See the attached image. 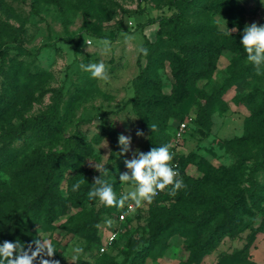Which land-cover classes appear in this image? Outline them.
Instances as JSON below:
<instances>
[{
    "label": "rangeland",
    "instance_id": "1",
    "mask_svg": "<svg viewBox=\"0 0 264 264\" xmlns=\"http://www.w3.org/2000/svg\"><path fill=\"white\" fill-rule=\"evenodd\" d=\"M169 1L0 0V20L19 28L21 39V46H17L9 33L0 30V94L12 101L9 109L0 114V133L10 127L17 128L23 120L31 121L40 113L49 111L57 92L61 90L63 93L55 121L40 125L35 131H28L21 139L0 143L1 159L7 157L15 170L24 171L22 177L15 176V170L0 175V179L7 184L0 195V224L21 212L40 185L39 176L29 166L25 169L27 165L36 164L50 151L65 150L69 138L81 137L86 153L78 150L76 142L72 146L75 160L63 162V176L58 185L62 197L69 198L72 186L77 181L89 191L93 178L100 175L96 167L108 168L110 174L106 179L117 196L133 190L130 184L119 181V174L126 171L123 161L130 158V153L119 155L118 136L121 133L131 135L132 148L145 152L152 138L161 142L165 133L169 131L172 134L178 127V120L170 119L164 131L162 118L151 117L144 107L135 108L130 103L134 96L132 80L139 74L138 48L147 38L157 51L166 49L164 31L159 24H146L149 20L159 21L163 16L172 15L175 10L169 6ZM235 1L239 4L244 26L252 22L264 24V4L261 0ZM213 11L206 16L190 17V20L196 26H215L219 32H225L226 15ZM98 33H102L103 37L97 38ZM126 36L132 39L126 40ZM105 39L111 41L110 51L106 54L100 45V41ZM84 40L91 41V44L86 46ZM99 61L108 65V84L91 78L81 68V65ZM249 64L247 56L239 52L221 53L214 72L208 79L199 80L195 89L211 94L226 86L222 99L228 104V110L212 114L209 131H202L193 121L183 136L184 140L178 142L181 145L175 149V153L183 158L193 154L194 161L206 160L214 166L231 169L234 179L215 186L229 198L235 197L237 189L248 186V168L255 162L253 154L247 155L242 149L223 143L244 133L250 114L246 106L236 105L233 98L248 93L254 87L264 90V74L226 85L232 71ZM141 67L157 81L162 94H170L174 79L169 60L144 58ZM7 75L15 78L16 82L9 83ZM142 91L145 95L153 94L150 85L143 86ZM189 108V113L195 112L194 107L189 105ZM151 124L157 126L156 131L151 132ZM138 129L144 132L143 137L136 136ZM186 173L193 181L202 176L194 163L186 165ZM255 177L264 184V169L258 171ZM88 191L81 208L69 207L65 215L51 222L42 219L40 223L32 224L29 230L33 241L36 238L51 241L56 250L53 258L59 260L60 264H94L101 258H108L112 264H121L131 247L138 252L148 245L149 233L159 220L168 218L175 211L188 210L194 214L201 211L192 198L187 203H179L162 196L155 198L150 205L145 203L136 207L132 204L133 213L124 223H118L115 215L121 208L105 207L98 200L90 201ZM248 202L250 204L251 199ZM260 205L253 209V216H242L241 231L234 240L225 237L218 248L199 264H215L219 254L243 250L251 228H260V231L247 249L248 259L255 264H264V226H261L264 202ZM71 218L74 220L69 224L70 228L87 219H95L100 243L93 245L81 233L67 232L61 227L68 225ZM23 219L29 223L32 215H26ZM115 231L116 240L101 252L100 248ZM186 242L181 236L171 237L165 248L154 252L158 257L155 260L149 257L144 264H179L187 257L184 249ZM76 248H82L83 252L77 254Z\"/></svg>",
    "mask_w": 264,
    "mask_h": 264
},
{
    "label": "trees",
    "instance_id": "2",
    "mask_svg": "<svg viewBox=\"0 0 264 264\" xmlns=\"http://www.w3.org/2000/svg\"><path fill=\"white\" fill-rule=\"evenodd\" d=\"M56 3L59 4L58 1ZM169 6L175 10L172 15L163 16L159 21L149 20L146 24L147 26L159 24L161 30L164 31L166 49L157 51L155 45L147 38L145 39L142 47L148 50V54L139 53L137 59L139 74L132 80L134 96L130 103L135 108L144 107L146 114H150L151 117L162 118L164 131L167 130L168 120H178V126L189 116L193 117L194 123L202 131H209L212 114L215 111L224 113L228 110V104L222 99L226 86L207 94L196 90L195 85L199 80L208 79L211 76L223 51L239 52L242 56H247L240 44L244 28L240 7L235 0H170ZM212 9H214V13L226 15L227 29L225 32H219L215 26H196L190 20V17L206 16ZM233 28L238 31L230 34V30ZM0 30L9 33L17 46H21V39L18 35L19 28L0 20ZM96 37L102 38L103 35L98 33ZM1 55L3 56V53ZM149 57H156L158 60L163 58L171 62L174 83L170 94H162L157 87V81L152 79L148 72L141 67V60ZM0 70H2L1 67ZM256 76L258 75L255 68L249 64L232 71L226 85L249 80ZM6 79L11 84L16 82L15 78L9 75L6 76ZM148 85L153 88L152 95H145L142 91V87ZM62 100L63 93L60 90L53 98L49 111L40 113L31 121H21L17 128L10 127L2 131L0 143L21 139L28 131H35L40 125H47L55 121L58 118ZM233 101L236 105L246 106L250 114L244 127V133L223 143L232 144L238 149H242L247 155L253 154L255 162L248 168L246 179L248 186L237 189L235 197L229 198L215 186L234 179V172L231 169L221 165L214 166L206 160L194 161L193 154L183 158L181 154L175 153V149L181 145L180 143L174 144L175 129L172 134L169 131L164 132L165 136L161 142L152 138L145 152L152 147L171 145L170 150L174 154L172 162L177 163V170L186 185L175 196H170L167 191H164L160 192L156 198L170 197L179 203H187L192 198L200 206L201 211L199 214L188 210L175 211L168 218L159 220L149 233L148 245L138 252L131 247L125 253L121 264H144L149 257H152L151 260H155L158 255L154 252L165 248L173 236H181L187 240L184 244L187 257L179 264H199L218 248L225 237L234 240L241 231L242 216L246 214L253 216V209L264 202V184L255 177L258 171L264 169V90L254 87L246 94L235 96ZM11 103L10 98L0 94V114L7 111ZM189 105L195 108L194 113H189ZM183 140L184 138L181 139V141ZM76 142L78 150L85 154L86 146L83 139L81 137L69 138L65 150L50 151L36 164L27 165L25 169L29 166L39 176L40 185L37 186L35 195L30 196L21 212L0 224V243L4 240L15 242L17 239L25 245L32 243L33 236L29 232L32 224L40 223L42 219L45 222L54 221L59 216L65 215L69 207L81 208L88 188L82 186L78 191H72L69 198L62 197L58 191V185L63 176L62 164L67 160L69 162L75 160L72 146ZM188 163H194L198 167L202 173L199 179L193 181L187 175L186 165ZM12 170L15 168L11 165L10 160L7 157L3 159L0 157V175L8 174ZM21 171L16 169L13 174L22 177L24 171ZM6 185V182L0 179L1 196ZM1 196L0 202L2 201ZM249 199H251L250 204ZM127 205L116 213V220ZM26 215H32L29 223H25L23 219ZM73 220L71 218L68 225L61 227L67 232L81 233L93 245L100 243L95 219H87L70 228L69 224ZM261 226H264V220H262ZM259 231L260 228H251L246 247L243 250L219 254L215 264H255L248 259L247 249L252 245ZM94 264L112 263L108 258H101Z\"/></svg>",
    "mask_w": 264,
    "mask_h": 264
},
{
    "label": "clouds",
    "instance_id": "3",
    "mask_svg": "<svg viewBox=\"0 0 264 264\" xmlns=\"http://www.w3.org/2000/svg\"><path fill=\"white\" fill-rule=\"evenodd\" d=\"M264 4V0H261ZM230 30V29H229ZM238 29H231L236 32ZM132 39L126 36V40ZM85 45H90L91 41L84 40ZM240 44L243 51L247 54V61L255 68L256 74H264V24L252 22L243 28ZM103 52L110 51L111 41L105 39L100 41ZM138 52L144 55L148 50L139 47ZM81 68L88 72L91 78L108 84L110 82L109 68L103 61L90 62L81 65ZM151 132L156 131L155 124L149 125ZM142 130L136 131L137 137H143ZM118 146L120 156L130 153V158H125L123 163L126 171L119 174V181L122 184H130L131 191L117 196L112 184L106 179L110 171L107 167H96L100 173L93 178L91 189L87 193L90 201L98 200L105 207L123 208L126 204L131 209L132 204L141 207L145 203L152 204L160 192L167 191L170 196H175L177 192L186 187L183 178L180 177L176 166L172 163L174 154L171 152V145L164 144L159 147H152L144 152L140 149L132 148V136L121 133L118 136ZM81 182L77 181L72 186V191H78ZM131 201L132 203H129ZM111 223V221H109ZM75 252L81 254L82 248H76ZM56 250L50 240L36 238L32 243L25 245L19 239L15 242L4 240L0 243V264H60L59 260L54 259Z\"/></svg>",
    "mask_w": 264,
    "mask_h": 264
},
{
    "label": "built area",
    "instance_id": "4",
    "mask_svg": "<svg viewBox=\"0 0 264 264\" xmlns=\"http://www.w3.org/2000/svg\"><path fill=\"white\" fill-rule=\"evenodd\" d=\"M192 122H193V117L189 116L185 120H183L182 122L179 123L177 129L175 130V134H174V142L176 144L183 138L184 134L186 133V131L188 130V128ZM172 163L176 166V168H178V165L176 162H172ZM133 210H134L133 205H132L131 209L127 205L125 207L124 211L118 215L117 222L118 223H124L125 219L128 218V216L133 213ZM116 233H117V231H115L114 233H112L111 235L108 236L105 245H103L100 248L101 252H104L108 246H111L114 243V241L116 240V237H117Z\"/></svg>",
    "mask_w": 264,
    "mask_h": 264
}]
</instances>
